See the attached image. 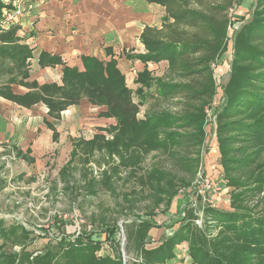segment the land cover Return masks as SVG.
<instances>
[{
	"label": "trees",
	"instance_id": "obj_1",
	"mask_svg": "<svg viewBox=\"0 0 264 264\" xmlns=\"http://www.w3.org/2000/svg\"><path fill=\"white\" fill-rule=\"evenodd\" d=\"M149 1L165 7L167 17L160 28L144 30L141 42L146 53L139 59L145 64L167 62L162 78L145 70L136 81L141 86L133 91L116 61L84 57V71L64 67L62 86L27 83L32 52L19 44L21 26L13 25L0 33V98L25 109L43 104L55 120L83 98L93 106L107 107L104 116L118 120L107 130L113 139L96 135L92 141L79 142L70 161L83 151L93 155L105 149L110 155H119L125 168L134 167L131 177H136L145 191L149 189L147 197L157 203L156 208L167 202L166 214L177 203L178 192L193 186L206 140V109L210 108L216 117L219 164L225 187L231 189V209L205 211V223H215L220 230L216 237L207 234L209 226L206 230L196 226L200 231L186 223L195 218L186 209V218L179 217L181 227L154 249H145L148 231L161 226L153 215H147L137 229L140 264H172L178 247L185 242L192 264H264V0H256L248 20L232 14L241 0ZM3 8L0 1V22ZM236 23L239 29L232 39L231 72L217 103L214 66L227 52L229 29ZM56 65L65 64L60 57L41 54V67ZM14 85L29 92L15 95ZM144 87L154 90L151 99L155 104L145 119L139 120L147 99ZM50 127L57 141L59 135L53 125ZM152 152L165 155L171 167L155 166L141 175L139 167ZM70 165L60 172L67 191L72 189L67 178ZM102 184L107 190L111 188L108 181ZM84 185L83 189L96 194V182ZM58 216L48 230H41L42 236L19 222L0 219V264H124L121 255H96L105 241L116 242L117 224L71 237L66 228L69 220ZM70 225L76 234L75 223L70 221ZM39 237L47 238L48 243L41 250H31Z\"/></svg>",
	"mask_w": 264,
	"mask_h": 264
},
{
	"label": "rangeland",
	"instance_id": "obj_2",
	"mask_svg": "<svg viewBox=\"0 0 264 264\" xmlns=\"http://www.w3.org/2000/svg\"><path fill=\"white\" fill-rule=\"evenodd\" d=\"M255 2L256 0H241L239 5L232 11V14L243 15L247 20L250 19ZM26 6L28 7L29 4L26 3ZM9 9L11 8L9 7ZM33 10H35V4ZM32 11L30 10L28 14H31ZM22 18L23 16L19 17L18 20ZM238 27V23L231 27L227 52L214 66L215 81L218 89L217 103L229 80L233 60L232 39H234L236 30L239 29ZM147 90L144 87V91L147 92L146 97L149 94L151 97L154 94V90ZM139 98L138 95L135 96L136 101H139ZM141 112L138 115V119L144 120L146 114L142 118ZM206 113L209 116L206 122V140L199 158L200 164L197 176L194 179V185L192 184L193 186L190 188L182 189L178 192L175 198L177 208L176 204H174L168 214L165 212L167 210V202L161 203L160 207L156 208L157 203L147 197L150 195L148 193L149 189L147 188L145 191L138 184L137 178L131 177V170L134 167L125 168L121 164V157L117 154L110 155L105 149L95 151L93 155L83 151L70 161L72 149L65 144L63 145L65 147L61 150L52 151L39 157L38 165H30L24 158H19L16 149L11 148L14 147L11 142L2 145L3 150L5 149L6 152L3 151V154H1L2 151H0V219H6L10 223L19 222L32 231L36 230L37 236H42L44 234L41 230H48L52 226L53 221H55V216L60 213V215H63L61 216L62 219L65 220L64 216L70 217L74 209H77L85 221L82 233L100 232L106 225L117 224L119 226V231L115 236L116 242L105 241L96 255L98 257H119L120 255L124 257L123 253H125L128 264H136L134 260L139 259L141 256L136 248L137 229H139L138 225L140 222L147 219V215H153L154 221L162 228L152 227L149 229V237L146 240L145 249H154L165 238L173 236L175 231L182 225V220L179 217L183 216L182 219L186 218V209L188 213L192 212L195 215L194 220L189 219L188 221L185 219L186 223H190L192 228L200 230L196 226H198L197 221H200L199 215L201 217L203 215V222L200 228L202 230L205 228L206 230L209 226L211 229L207 234L210 237H216L220 230L219 228L216 229L215 223L214 225L205 223V211L208 208L230 211L231 189L225 187L226 181L218 159L217 164H214L213 162L215 161L211 157L212 163L216 168L211 166L212 163L210 166L207 165V167L205 165L209 153L213 155L216 151L217 153L214 156H218L217 158L220 155L219 151H217V146L215 150L213 145L215 140H211L209 133L207 135V132L212 127V119L216 117L213 116V111L210 108L206 109ZM115 120L117 125L118 120ZM105 137L109 139L108 136ZM211 150L215 151L211 152ZM68 164L70 165V170L67 178L70 187H72L69 191L64 189L65 177L63 178L60 175V170L63 167L66 168ZM155 166L169 168L171 167V162L165 155L152 152L139 167L141 168L140 174L145 175ZM199 175H203L204 179L211 181L218 188V197L214 200H210L211 198L205 195H203L205 197H198L199 191L195 188L197 186L195 182ZM87 181L98 184L96 194L92 195L89 189H83L82 186H85L84 184ZM107 181L111 185L109 190L104 188L102 184ZM55 183L58 184L56 189L53 187ZM69 220L71 223H75L71 218ZM70 221L68 226H66L68 235L71 237L79 236L72 233ZM118 234H122L121 238ZM80 235L83 236V234ZM101 237L103 240L106 238L105 235ZM48 241L47 238L39 237L30 249L41 250ZM183 244H186L187 248L184 250L186 251V257H189L191 262L189 245L187 242ZM107 245L108 249L106 248Z\"/></svg>",
	"mask_w": 264,
	"mask_h": 264
},
{
	"label": "crops",
	"instance_id": "obj_3",
	"mask_svg": "<svg viewBox=\"0 0 264 264\" xmlns=\"http://www.w3.org/2000/svg\"><path fill=\"white\" fill-rule=\"evenodd\" d=\"M0 1L4 6V15L19 0ZM33 2L35 10L17 21V25L21 26L19 44L28 46L32 52V58L28 60L27 83L62 86L64 67L76 68L82 72L84 57L97 58L105 63L116 61L128 87L133 91L141 86L136 81L145 70L150 71L154 78H162L166 73L167 62L145 64L139 59V56L146 53L141 42L142 33L147 27L160 28L167 17L162 5L149 0ZM42 53L60 57L65 65L41 67ZM12 91L15 95L22 96L29 89L14 85ZM149 95L142 106V118L151 112L155 104ZM107 110V107L93 106L88 99L83 98L79 105L67 108L61 113L60 119L55 120L49 116V110L43 104L25 109L0 98L1 154L6 152L2 145L12 142L14 147L11 148L16 149L18 156L19 152L22 154L19 158H24L30 165H38L39 157L61 150L65 144L72 149V155L79 142L92 141L96 135L108 136L107 139L111 140L112 134L107 130L116 125V120L104 116ZM49 124L54 126L59 135L57 141L54 140V131ZM213 140L216 150L217 138ZM216 153L215 151L214 154ZM214 154L209 153L207 156L206 167L211 165V157L214 164H217V159L220 161V155L217 158ZM213 163L211 166L216 168ZM53 187H58V184L55 183ZM186 248V244L178 247L177 258L172 264H192L184 252Z\"/></svg>",
	"mask_w": 264,
	"mask_h": 264
},
{
	"label": "built area",
	"instance_id": "obj_4",
	"mask_svg": "<svg viewBox=\"0 0 264 264\" xmlns=\"http://www.w3.org/2000/svg\"><path fill=\"white\" fill-rule=\"evenodd\" d=\"M26 1L27 0L17 1L11 9H8V11L5 12V14L3 15V19L0 22V33L8 30L13 25H17V21H18L19 17L24 16L25 14L29 13L30 10L31 11L33 10L34 3H32V2L34 0H29V2H27L29 4L28 7L26 6ZM230 30H231V27L229 29V32H230ZM207 115H208V113H207ZM208 118H209V116H208ZM210 119H212V118H210ZM212 120H213V123L211 124L212 127L207 132V135H208V133L210 134L211 140L216 138V118H214ZM195 184H197V186L195 188L199 191V194H200V195L198 194V197L207 196L208 198L209 197L211 198L210 200H214L216 197H218V194H217L218 188L211 181L204 179L203 175H199ZM203 195H205V196H203ZM192 204H195V203H192ZM58 215L60 217L63 216V215H60V213ZM199 217H200L199 218L200 221L201 220L202 221L200 223V221L198 220L197 225L199 227H201L202 226L201 224L203 222V215H202V217L199 215ZM70 218L72 220H74V222H75L76 234L77 235L82 234V230H83V227L85 225V221H84L83 217L81 216L80 212L77 209H74L73 214L70 217L64 216L65 220H69ZM118 236L121 238L122 234H118ZM106 248L107 249L109 248L108 245L106 246ZM103 249H105V248H103ZM184 252L186 253V251H184ZM123 255H124V257H123L124 264H128V260H127V257H125V253H123ZM134 261L136 264H140L143 262L141 256L139 257V259H135Z\"/></svg>",
	"mask_w": 264,
	"mask_h": 264
}]
</instances>
